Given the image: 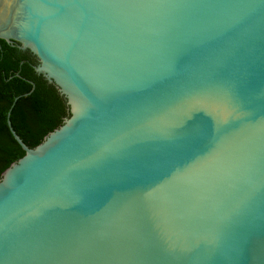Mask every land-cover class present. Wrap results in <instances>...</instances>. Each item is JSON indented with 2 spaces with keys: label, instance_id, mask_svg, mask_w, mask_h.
<instances>
[{
  "label": "water",
  "instance_id": "obj_1",
  "mask_svg": "<svg viewBox=\"0 0 264 264\" xmlns=\"http://www.w3.org/2000/svg\"><path fill=\"white\" fill-rule=\"evenodd\" d=\"M62 125L0 174V264H264V0H0Z\"/></svg>",
  "mask_w": 264,
  "mask_h": 264
},
{
  "label": "trees",
  "instance_id": "obj_2",
  "mask_svg": "<svg viewBox=\"0 0 264 264\" xmlns=\"http://www.w3.org/2000/svg\"><path fill=\"white\" fill-rule=\"evenodd\" d=\"M0 40V174L23 156L11 128L29 148L62 125L67 106L56 88L37 75L35 58Z\"/></svg>",
  "mask_w": 264,
  "mask_h": 264
}]
</instances>
